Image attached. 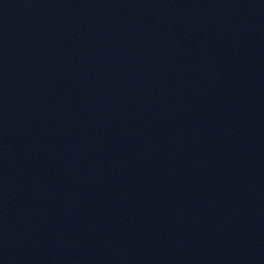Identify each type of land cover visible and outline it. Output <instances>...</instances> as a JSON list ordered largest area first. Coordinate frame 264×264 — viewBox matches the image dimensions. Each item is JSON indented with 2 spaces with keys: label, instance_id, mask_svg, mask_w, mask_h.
<instances>
[{
  "label": "water",
  "instance_id": "95a60500",
  "mask_svg": "<svg viewBox=\"0 0 264 264\" xmlns=\"http://www.w3.org/2000/svg\"><path fill=\"white\" fill-rule=\"evenodd\" d=\"M0 264H264V0H0Z\"/></svg>",
  "mask_w": 264,
  "mask_h": 264
}]
</instances>
